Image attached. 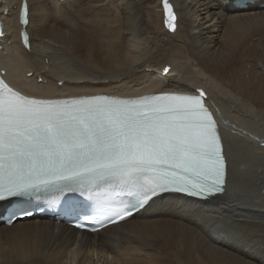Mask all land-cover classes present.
<instances>
[{
	"label": "bare ground",
	"instance_id": "1",
	"mask_svg": "<svg viewBox=\"0 0 264 264\" xmlns=\"http://www.w3.org/2000/svg\"><path fill=\"white\" fill-rule=\"evenodd\" d=\"M168 1L174 31L162 0H0V71L43 98L204 91L225 192L163 194L93 233L45 215L0 222V264H264V0Z\"/></svg>",
	"mask_w": 264,
	"mask_h": 264
},
{
	"label": "snow or ice",
	"instance_id": "2",
	"mask_svg": "<svg viewBox=\"0 0 264 264\" xmlns=\"http://www.w3.org/2000/svg\"><path fill=\"white\" fill-rule=\"evenodd\" d=\"M163 8L165 25L174 30L168 0ZM27 17L25 4L20 23L27 25ZM21 36L29 47V37ZM197 91L41 99L0 79V201L48 195L57 203L68 194L129 197L120 204H94L96 217L115 223L166 193L207 199L223 192L217 122L205 92Z\"/></svg>",
	"mask_w": 264,
	"mask_h": 264
},
{
	"label": "water",
	"instance_id": "3",
	"mask_svg": "<svg viewBox=\"0 0 264 264\" xmlns=\"http://www.w3.org/2000/svg\"><path fill=\"white\" fill-rule=\"evenodd\" d=\"M168 3H169V1H168ZM170 4V3H169ZM161 5H162V11H163V25H164V28L165 29H167V30H169V31H174V30H171L169 27H167L166 25H165V12H164V8H163V0H162V2H161ZM171 5V4H170ZM171 12H172V14H174V11H173V9H172V6H171ZM175 15V14H174ZM169 23L171 24L172 23V20H171V17H169ZM175 23V22H174Z\"/></svg>",
	"mask_w": 264,
	"mask_h": 264
},
{
	"label": "rangeland",
	"instance_id": "4",
	"mask_svg": "<svg viewBox=\"0 0 264 264\" xmlns=\"http://www.w3.org/2000/svg\"><path fill=\"white\" fill-rule=\"evenodd\" d=\"M163 19V18H162Z\"/></svg>",
	"mask_w": 264,
	"mask_h": 264
}]
</instances>
